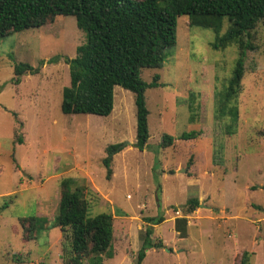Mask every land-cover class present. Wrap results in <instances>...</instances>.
Returning a JSON list of instances; mask_svg holds the SVG:
<instances>
[{
    "label": "rangeland",
    "instance_id": "rangeland-1",
    "mask_svg": "<svg viewBox=\"0 0 264 264\" xmlns=\"http://www.w3.org/2000/svg\"><path fill=\"white\" fill-rule=\"evenodd\" d=\"M226 27L225 19L220 34ZM251 35L254 49L246 54L236 129L229 134L214 117V92L227 81L237 47L213 50L212 29L190 26L186 15L177 18L176 43L162 67L140 72L145 82L158 75V85L144 94L149 138L142 151L133 146L129 90L115 86L107 116L61 112L62 89L69 85L64 58H73L85 42L73 16L0 38V264H64L63 236L54 222L59 182L66 177L92 191L85 194L89 216H115L114 254L102 264H133L144 217L156 215L164 220L153 226L151 238L162 246L147 249L141 264H240L244 252L246 264H264V20ZM15 62L39 72L24 74L15 85ZM192 130L200 131L197 138H177ZM163 134L175 138L171 146L161 147ZM115 143L121 149L112 155L106 179L101 160ZM191 197L199 207L184 212ZM28 216L37 217L32 239L20 225ZM182 217L184 238L175 230Z\"/></svg>",
    "mask_w": 264,
    "mask_h": 264
},
{
    "label": "trees",
    "instance_id": "trees-1",
    "mask_svg": "<svg viewBox=\"0 0 264 264\" xmlns=\"http://www.w3.org/2000/svg\"><path fill=\"white\" fill-rule=\"evenodd\" d=\"M68 15L75 18L85 42L76 47L73 58H64L68 64L69 85L62 89L60 109L63 114L107 116L113 110L114 88L120 86L133 93L136 115L133 146L144 150L149 138V111L144 94L146 88L158 85V75L145 82L140 72L142 68L162 67L168 49L176 43L177 18L186 15L190 26L213 30L215 37L210 43L213 50H223L230 45L237 47L227 81L214 92V117L224 123L226 133L235 132L244 61L247 51L254 49L251 31L264 20V0H0V38L38 28L55 16ZM225 19L227 27L220 34ZM38 72V66L15 62L11 82L17 85L24 74ZM193 98L194 93H191L188 108L190 119L194 121L197 107ZM199 134V130H192L182 132L177 138L190 140ZM174 140L173 136L163 134L161 147L171 146ZM120 149L121 143L109 144L105 149L106 156L101 162L106 179L112 175V155ZM59 187L54 226L63 236V263L83 264L85 260L88 264H102L105 257H113L114 216L110 212L89 216L85 194L92 191L78 180L62 178ZM261 188L264 189V184ZM199 204L197 197H191L182 209L192 212ZM163 220L162 215L144 217L147 225L133 264H141L147 249L162 246L160 242H153L151 235L153 226ZM185 224L183 217L175 221L180 238L186 237ZM20 225L27 239L36 236V216L21 218ZM247 260L244 252L240 264H246Z\"/></svg>",
    "mask_w": 264,
    "mask_h": 264
},
{
    "label": "crops",
    "instance_id": "crops-1",
    "mask_svg": "<svg viewBox=\"0 0 264 264\" xmlns=\"http://www.w3.org/2000/svg\"><path fill=\"white\" fill-rule=\"evenodd\" d=\"M115 217V216H114Z\"/></svg>",
    "mask_w": 264,
    "mask_h": 264
}]
</instances>
